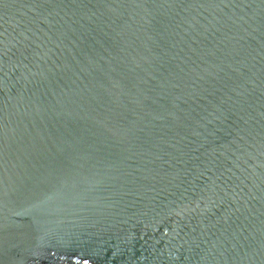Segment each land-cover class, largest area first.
Segmentation results:
<instances>
[{"label": "water", "instance_id": "water-1", "mask_svg": "<svg viewBox=\"0 0 264 264\" xmlns=\"http://www.w3.org/2000/svg\"><path fill=\"white\" fill-rule=\"evenodd\" d=\"M0 264H264V0H0Z\"/></svg>", "mask_w": 264, "mask_h": 264}]
</instances>
